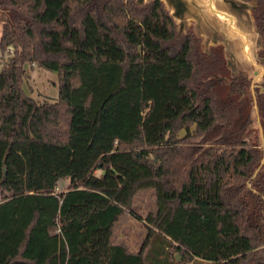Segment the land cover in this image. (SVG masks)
<instances>
[{"label": "trees", "instance_id": "obj_1", "mask_svg": "<svg viewBox=\"0 0 264 264\" xmlns=\"http://www.w3.org/2000/svg\"><path fill=\"white\" fill-rule=\"evenodd\" d=\"M0 8V51L15 49L0 69V264H264L261 148L242 135L243 100L208 81L217 48L202 54L160 0ZM254 14L264 38V0ZM26 63L58 72L57 101L25 91ZM149 188L134 251L114 228Z\"/></svg>", "mask_w": 264, "mask_h": 264}, {"label": "water", "instance_id": "obj_2", "mask_svg": "<svg viewBox=\"0 0 264 264\" xmlns=\"http://www.w3.org/2000/svg\"><path fill=\"white\" fill-rule=\"evenodd\" d=\"M135 1L144 6L155 0ZM160 1L174 19L180 34H187L191 30L202 40L201 47L205 51L210 47L221 46L232 78L247 73L251 78V92L262 144V157L251 179L255 178L264 165V128L256 96V87L264 93V57L260 55L264 49V38L254 14L258 0ZM8 13L9 10L0 8V19L7 17ZM248 185L251 186L250 180Z\"/></svg>", "mask_w": 264, "mask_h": 264}, {"label": "rangeland", "instance_id": "obj_3", "mask_svg": "<svg viewBox=\"0 0 264 264\" xmlns=\"http://www.w3.org/2000/svg\"><path fill=\"white\" fill-rule=\"evenodd\" d=\"M8 16V14H7ZM2 19V18H1ZM0 19V31L3 20H6L7 17ZM189 32H192L191 30ZM188 32V33H189ZM193 33V32H192ZM194 34V33H193ZM200 46L199 50L202 54L210 57L213 49H218V51L223 56V51L221 46L210 47L209 50H204L201 47L202 40L199 39ZM224 58V57H223ZM25 78H24V89L25 91L33 96L35 99L45 102H54L58 100L59 97V74L57 71L48 70L37 65H31L30 63L25 64ZM244 75V74H241ZM248 75V73H247ZM245 75V76H247ZM226 77V81L229 82L232 79L231 70L227 67L225 62V72L223 74ZM212 77V78H211ZM213 75L208 78V81H213ZM249 81L251 78L247 76ZM223 92V96L226 97L229 89H226ZM244 105V116H248L249 121L246 124L243 136L247 135L249 138H252L254 143L262 148L261 139L259 135V129L257 124V117L254 109L252 93L249 92V98L245 101ZM262 156V149L260 152V159ZM259 159V161H260ZM69 181L68 178L61 181V185L67 184ZM157 209L156 193L153 189H141L138 191L135 200H134V212L125 213L119 221L116 223L113 233V240L116 243H126L134 251H139L148 232V225L145 223V218L151 211ZM264 250V246H263ZM177 255V261H181L183 258L180 254ZM188 264V263H185ZM192 264H214L207 261L192 262Z\"/></svg>", "mask_w": 264, "mask_h": 264}, {"label": "flooded vegetation", "instance_id": "obj_4", "mask_svg": "<svg viewBox=\"0 0 264 264\" xmlns=\"http://www.w3.org/2000/svg\"><path fill=\"white\" fill-rule=\"evenodd\" d=\"M224 72H225V67L223 71H215V73L212 74L214 76L213 77L214 83H215L214 86L222 87L224 88V90H225L224 86H226V89L230 88L225 98L236 96L238 101L241 102V100H243L244 105H246L245 101L248 100L249 92H251V81H249L247 76L241 75V76H236L232 78L229 82H227L226 77L222 76ZM258 92H259V88L256 87V96ZM252 97H253V94H252Z\"/></svg>", "mask_w": 264, "mask_h": 264}, {"label": "built area", "instance_id": "obj_5", "mask_svg": "<svg viewBox=\"0 0 264 264\" xmlns=\"http://www.w3.org/2000/svg\"><path fill=\"white\" fill-rule=\"evenodd\" d=\"M14 51L15 49L12 45H10L4 52L0 51V69L4 67Z\"/></svg>", "mask_w": 264, "mask_h": 264}]
</instances>
